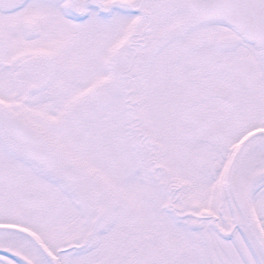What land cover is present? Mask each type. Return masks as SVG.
<instances>
[{"label": "snow or ice", "instance_id": "obj_1", "mask_svg": "<svg viewBox=\"0 0 264 264\" xmlns=\"http://www.w3.org/2000/svg\"><path fill=\"white\" fill-rule=\"evenodd\" d=\"M0 264H264V0H0Z\"/></svg>", "mask_w": 264, "mask_h": 264}]
</instances>
